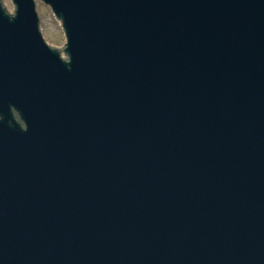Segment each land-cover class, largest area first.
Here are the masks:
<instances>
[{"label": "water", "instance_id": "obj_1", "mask_svg": "<svg viewBox=\"0 0 264 264\" xmlns=\"http://www.w3.org/2000/svg\"><path fill=\"white\" fill-rule=\"evenodd\" d=\"M41 1L60 53L0 0V264H264V0Z\"/></svg>", "mask_w": 264, "mask_h": 264}, {"label": "rangeland", "instance_id": "obj_2", "mask_svg": "<svg viewBox=\"0 0 264 264\" xmlns=\"http://www.w3.org/2000/svg\"><path fill=\"white\" fill-rule=\"evenodd\" d=\"M38 29L44 41L60 53L62 31L49 8L41 0H34ZM61 55V54H60Z\"/></svg>", "mask_w": 264, "mask_h": 264}]
</instances>
